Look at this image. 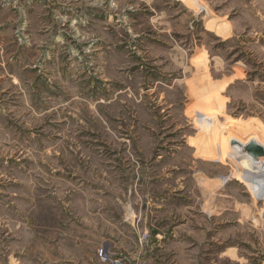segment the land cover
I'll use <instances>...</instances> for the list:
<instances>
[{
  "label": "rangeland",
  "instance_id": "1",
  "mask_svg": "<svg viewBox=\"0 0 264 264\" xmlns=\"http://www.w3.org/2000/svg\"><path fill=\"white\" fill-rule=\"evenodd\" d=\"M229 138L264 148V0H0V264H264Z\"/></svg>",
  "mask_w": 264,
  "mask_h": 264
},
{
  "label": "bare ground",
  "instance_id": "2",
  "mask_svg": "<svg viewBox=\"0 0 264 264\" xmlns=\"http://www.w3.org/2000/svg\"><path fill=\"white\" fill-rule=\"evenodd\" d=\"M196 4V3H195ZM202 8V7H201ZM199 9V8H198ZM209 99V98H208ZM202 103V102H201ZM207 110V109H206ZM215 135V134H214ZM229 137V136H228ZM216 139V138H215ZM214 139V140H215ZM216 141V140H215ZM219 141V140H218ZM230 143L231 145V149H232V152L229 153L228 151V148L226 149V145H228ZM235 143V142H234ZM233 143V144H234ZM223 144V143H222ZM221 144V145H222ZM232 144V141H230V138L227 140H224V145H225V150L227 151L228 153V156L234 158V159H244L246 160V163L248 164V166L250 167V173L248 176V179L250 182H252L254 188H256V191H257V194L259 196V193L261 192L260 190V187L261 186H264V179H261V180H256L257 177V174H264V165L263 164H260L258 163V161L255 159L257 157H261L262 155H264V148H262L261 146H259L256 142L254 141H251L249 142L247 145L249 144H253L254 146H256L255 150L253 151L252 155L249 154L247 151H246V147L247 145L245 146V150H243L242 148H238V147H235V144L233 145ZM256 156V157H253ZM236 160V161H237ZM245 170V169H244ZM243 170V171H244ZM254 176V174H256V176ZM236 178V177H235ZM261 178V177H260ZM264 197V196H263Z\"/></svg>",
  "mask_w": 264,
  "mask_h": 264
},
{
  "label": "crops",
  "instance_id": "3",
  "mask_svg": "<svg viewBox=\"0 0 264 264\" xmlns=\"http://www.w3.org/2000/svg\"><path fill=\"white\" fill-rule=\"evenodd\" d=\"M237 254V255H236ZM236 254H231V255H228V253H224V252H221L220 253V258H224V259H227L229 260L230 262H235V263H238V264H260L259 262H255L253 259H250L249 258H246L244 260V262H242V260L245 258L243 257L241 254L239 255L238 253ZM87 256L84 257L81 260L77 259L79 258L80 256H77L75 260H72V259H61L59 262H50L49 264H107V263H103L99 260V257H98V252L97 254L94 252V253H88L86 254ZM83 256V255H82ZM85 256V255H84ZM142 256L139 255V258L141 259ZM125 264H128L129 262H127L126 259H122ZM140 264H147V262L145 261H142Z\"/></svg>",
  "mask_w": 264,
  "mask_h": 264
},
{
  "label": "built area",
  "instance_id": "4",
  "mask_svg": "<svg viewBox=\"0 0 264 264\" xmlns=\"http://www.w3.org/2000/svg\"><path fill=\"white\" fill-rule=\"evenodd\" d=\"M99 260L107 264H125L122 259H114L110 253L106 251L105 248L98 250Z\"/></svg>",
  "mask_w": 264,
  "mask_h": 264
},
{
  "label": "water",
  "instance_id": "5",
  "mask_svg": "<svg viewBox=\"0 0 264 264\" xmlns=\"http://www.w3.org/2000/svg\"><path fill=\"white\" fill-rule=\"evenodd\" d=\"M255 148H256V146H254L253 144H249V145H247V147H246V151H247L249 154L252 155V153H253V151L255 150ZM253 157H256V156L253 155Z\"/></svg>",
  "mask_w": 264,
  "mask_h": 264
}]
</instances>
